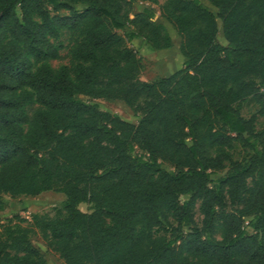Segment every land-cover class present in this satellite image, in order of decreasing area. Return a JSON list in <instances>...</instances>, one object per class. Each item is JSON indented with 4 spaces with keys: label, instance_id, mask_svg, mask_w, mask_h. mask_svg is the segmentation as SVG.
<instances>
[{
    "label": "trees",
    "instance_id": "obj_1",
    "mask_svg": "<svg viewBox=\"0 0 264 264\" xmlns=\"http://www.w3.org/2000/svg\"><path fill=\"white\" fill-rule=\"evenodd\" d=\"M207 1L0 0V212L64 195L0 216V264H47L33 234L64 264H264V0ZM152 5L184 60L145 81L130 42L172 45Z\"/></svg>",
    "mask_w": 264,
    "mask_h": 264
},
{
    "label": "rangeland",
    "instance_id": "obj_2",
    "mask_svg": "<svg viewBox=\"0 0 264 264\" xmlns=\"http://www.w3.org/2000/svg\"><path fill=\"white\" fill-rule=\"evenodd\" d=\"M202 2L208 5L211 10L215 11V8L207 1L202 0ZM148 3L137 1L135 3V10H140L144 6H148ZM156 9L157 20L162 22L171 37L172 45L167 49H161L156 51H149L144 45L141 44L139 40H134L130 42V46L138 51L139 56L141 57L143 68L141 75L146 80H155L157 78L167 76L175 70L183 66V57L179 50L180 38L173 30L172 26L161 19L158 15L157 6L152 5ZM60 13H66V11L61 10ZM219 22V21H218ZM217 39L222 44H225V40L219 32ZM63 43V49L61 50L62 54L68 52V47L70 46V38L68 33H64L60 38ZM68 63V60L65 61H51V65L57 68L61 64ZM83 100H88L86 96H79ZM92 103L98 105L102 110H106L112 113L118 114L121 118L135 123L137 117L133 112L125 105L121 100H108V99H92ZM257 107L255 105L247 106L245 105L243 109V114L248 116L250 113L255 112ZM163 167L166 170H171L169 164L163 163ZM223 173V171L221 172ZM5 207L0 212L2 222H5L8 218H11L13 215H18L21 218L28 219L32 213H43L49 211L53 206L59 205L64 200V195L61 193L46 191L35 197L22 196L18 198H11L7 195H4ZM78 207L82 211H88V206L86 203H80ZM25 224V223H24ZM31 242L39 248V250L45 255L47 264H64L56 254L47 249L41 238L38 234H33L31 237Z\"/></svg>",
    "mask_w": 264,
    "mask_h": 264
},
{
    "label": "crops",
    "instance_id": "obj_3",
    "mask_svg": "<svg viewBox=\"0 0 264 264\" xmlns=\"http://www.w3.org/2000/svg\"><path fill=\"white\" fill-rule=\"evenodd\" d=\"M140 78L145 80V81H149V80H146L142 75H140Z\"/></svg>",
    "mask_w": 264,
    "mask_h": 264
}]
</instances>
